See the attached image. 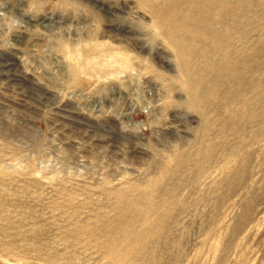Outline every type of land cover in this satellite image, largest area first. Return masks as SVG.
<instances>
[{"label": "rangeland", "instance_id": "obj_1", "mask_svg": "<svg viewBox=\"0 0 264 264\" xmlns=\"http://www.w3.org/2000/svg\"><path fill=\"white\" fill-rule=\"evenodd\" d=\"M162 1L0 0V264H264V0L234 100L229 15L171 36ZM187 68L225 79L201 110Z\"/></svg>", "mask_w": 264, "mask_h": 264}, {"label": "bare ground", "instance_id": "obj_2", "mask_svg": "<svg viewBox=\"0 0 264 264\" xmlns=\"http://www.w3.org/2000/svg\"><path fill=\"white\" fill-rule=\"evenodd\" d=\"M259 1H261V0H259ZM251 2H252V0H163L159 6L153 7L158 21H161L162 23H165V22L170 23L169 25H171V28H170L169 34L171 36H178L181 38H187L189 36H193V34L189 31L187 26H191V27L197 26L199 28V31L201 32V37H203V36L209 37L210 35L213 36V33L211 34V33H209L210 30L209 31L207 30L209 28V27L207 28V26H206L207 22L214 20V19H218L217 21H219L220 23L225 22L226 21V15H229V17L227 16L229 26H226L224 28L225 29V32H224L225 35H223V33H220L218 31L219 33L216 32L215 35L213 36V40H214V44L216 45V43H218V45H220L218 48H220V50L222 49L225 53L226 58L224 59V62L222 63V65L221 64L220 65L222 67L229 65V68H228L229 69L228 71L230 73L229 78H231L230 79V81H231L230 91L231 92L229 94L230 100L233 99V96L235 95V89L237 86H240L241 90L246 89L247 82L243 83L242 75H243V73H250L253 68H252L251 64L249 65L250 59H248L247 55H245L246 54L245 48L241 49L240 52L236 53L235 49L233 47V43H232L233 41L231 42L230 39L227 40V35L229 33V30L231 33H232V30H236V31L238 30L241 38L244 37V35L246 34V31L243 29H239V27H240V25H243L249 17L248 6L251 4ZM241 19L243 20V22L241 21ZM227 28H229V29H227ZM214 29H216V28H214ZM217 30H218V28H217ZM231 33H230V35H231ZM230 35H229V38H230ZM197 39L199 41L201 40L200 38H197ZM201 41H203V40H201ZM243 45H245L244 42H243ZM209 48H211V47L209 46ZM210 53H212V52H210ZM209 56H208L209 59L207 60L208 64H212V63H210V61L212 60L213 57H212V55H211V57H209ZM187 59H188V57H187ZM218 61H219V59H218ZM187 62H188V60L185 61L186 65H187ZM205 63H206V61H205ZM214 63H216V61ZM216 66H218V65H215V67ZM208 68H207V70H208ZM260 69H261V67L258 68V70H260ZM186 70H187V74H189V76H188L189 80L187 81V84H188V87L190 89V93L192 96L191 97L192 98V100H191L192 106L194 108H197L198 110H201L208 104L210 98L215 95L216 89L225 86V79L218 76V78L216 79V82H215V83H217L216 86H214V83L208 84V85L205 84V86H203L204 85L203 80L200 79L201 78L200 76H194V74L190 75L191 74L190 68H187ZM213 70H215V68ZM213 74L215 75V73H213ZM234 77L236 78V80H235L236 82L233 81ZM262 81H263L262 83H259L256 80L255 81L256 84L254 83L253 86L254 87L260 86L262 88V90L264 91V73H263V80ZM243 92H244V94L241 96V98H243L245 95V91H243ZM251 98H250V101H246L247 98H245V104H244L242 110H235V111H233V114H236V112H237V114H240L242 117L247 115V110H249L250 106L253 104V102H252L253 100L251 101ZM245 107H246V110H245ZM134 202L128 201L127 203L120 205V209L123 210V212H128L129 210H131L134 207L136 210V206H135L136 204ZM132 222H133V220L131 219L130 223H132ZM160 228H161L160 222L158 220H155L153 222L152 226H150V229L148 231L144 232L146 239L147 240L159 239L160 236L158 235V231L160 230ZM155 231H157V232H155ZM161 237H162V235H161ZM146 246H148V245H145L141 250H138L137 254L143 253L147 249V248L145 249ZM150 247H151V245H150ZM147 253H149V252H147Z\"/></svg>", "mask_w": 264, "mask_h": 264}]
</instances>
